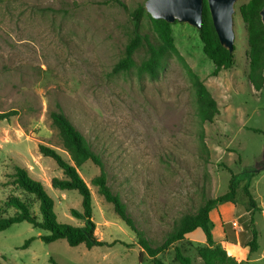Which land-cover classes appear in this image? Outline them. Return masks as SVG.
<instances>
[{
    "label": "rangeland",
    "instance_id": "rangeland-1",
    "mask_svg": "<svg viewBox=\"0 0 264 264\" xmlns=\"http://www.w3.org/2000/svg\"><path fill=\"white\" fill-rule=\"evenodd\" d=\"M247 1L234 4L235 62L217 75H212L214 65L203 52L197 29L186 22L171 24L176 48L218 103L214 120L203 125L196 115L194 90L175 55L156 78L138 75L135 68L112 73L135 29L131 12L138 6V30L159 40L145 0L0 1V110L18 111L0 121V212L12 214L15 209L5 204L17 195L28 197L38 214L34 196L13 182L18 165L42 183L58 221L83 224L70 212L81 210V195L51 186L52 177H63L62 170L37 148L39 143L49 145L69 159L49 116L50 110L60 109L99 155L101 166L87 160L78 171L91 191L95 234L106 242L91 248L70 246L64 239L45 243L39 235L46 231L17 222L0 231V264H153L135 233L91 183L95 175L106 174L111 191L155 247L183 214L227 191L230 172L252 168L262 159L264 83L256 90L248 79V31L238 12ZM144 57L140 48L136 63ZM244 182L238 184L232 201L236 212L229 221L238 231V215L250 212ZM249 190L263 210L254 213L258 249L248 253L235 243L227 251L238 256L236 263L264 264V170L250 177ZM211 221L215 243L224 246L223 227ZM196 230L156 258L180 264L174 253L178 246L192 264H205L198 252L206 245L205 236ZM28 238L30 244L21 247Z\"/></svg>",
    "mask_w": 264,
    "mask_h": 264
},
{
    "label": "trees",
    "instance_id": "trees-1",
    "mask_svg": "<svg viewBox=\"0 0 264 264\" xmlns=\"http://www.w3.org/2000/svg\"><path fill=\"white\" fill-rule=\"evenodd\" d=\"M263 2L264 0H248L238 7L239 15L246 24L248 31L250 68L248 79L256 90L261 89L264 83V28L260 18ZM141 12V6L131 12L135 29L127 39L122 56L112 66V73L127 72L135 68L138 75L146 74L151 78H156L167 59L171 55H175L184 67L194 90L198 122L201 125L211 123L219 112L218 103L203 80L193 71L175 46L171 24L177 21L170 23L164 19H154L150 16L159 39L154 42L148 34L138 30ZM197 31L203 44V52L214 65L212 75H217L222 69L230 68L235 62V45L233 50L230 51L219 42L212 25L206 0H203L202 6V25ZM140 48L145 49V57L137 64L135 53ZM17 113L16 109L0 110V121L9 120ZM49 116L51 125L57 130L62 147L68 153L69 159H65L55 148L49 145L39 143L37 148L42 155L51 157L62 170L63 177H52L51 186L61 190H76L81 195V210L71 208L70 212L73 216L81 219L83 224L71 225L58 221L53 210L54 201L46 192L42 183L32 178L26 167L17 165L14 167L12 174L13 182L25 193L34 196L38 203V214L28 197L22 198L17 195H10L7 198L5 208H14L15 211L12 214H8L6 210L0 212V231L14 223L26 221L33 227L46 231L45 234L39 235L45 243L64 239L70 246L84 244L85 247L91 248L104 245L106 242L99 239L95 234L96 224L92 219L90 188L78 171V168L87 160H92L101 166L99 155L92 150L85 137L62 110H50ZM200 132L201 144L205 145L203 129ZM261 170H264L263 158L257 161L252 168L238 173L230 172L227 191L214 198L206 199L197 208L196 212L183 214L174 222L172 229L167 232L163 242L155 247L151 245L143 232L134 225L120 196L111 191L107 184L106 174L101 171L91 179V183L97 186L98 193L113 205L116 214L135 233L138 244L152 258L153 264H163L156 258V255L174 242L184 239L186 234L197 228H200L205 236L206 245L198 248L205 264L223 262L241 264L236 263L233 256L227 255V245L240 243L248 253L255 252L258 249V230L254 213H261L263 210L249 190V180L251 176ZM244 179L242 189L247 198L250 212L248 215H238L237 222L241 228L239 231L235 230L236 228L232 222L223 223L225 245H218L213 238V224L209 213L219 204L225 201H233L238 184ZM31 240L32 238L26 239L21 247H27ZM174 253L180 264H192L190 258L184 255L178 246H175ZM51 261L56 264L53 260Z\"/></svg>",
    "mask_w": 264,
    "mask_h": 264
},
{
    "label": "water",
    "instance_id": "water-1",
    "mask_svg": "<svg viewBox=\"0 0 264 264\" xmlns=\"http://www.w3.org/2000/svg\"><path fill=\"white\" fill-rule=\"evenodd\" d=\"M212 25L219 42L232 51L234 47L233 14L237 0H206ZM203 0H145L144 7L154 19L186 22L199 29L202 25ZM264 28V2L260 10ZM264 159V144L262 149Z\"/></svg>",
    "mask_w": 264,
    "mask_h": 264
},
{
    "label": "crops",
    "instance_id": "crops-1",
    "mask_svg": "<svg viewBox=\"0 0 264 264\" xmlns=\"http://www.w3.org/2000/svg\"><path fill=\"white\" fill-rule=\"evenodd\" d=\"M235 212H236V205L232 201H225L219 204L217 207L213 208L210 211L209 215H210V219L213 220L215 226L222 227L223 223L233 220V215L235 214ZM213 213L214 216H212Z\"/></svg>",
    "mask_w": 264,
    "mask_h": 264
},
{
    "label": "built area",
    "instance_id": "built-area-1",
    "mask_svg": "<svg viewBox=\"0 0 264 264\" xmlns=\"http://www.w3.org/2000/svg\"><path fill=\"white\" fill-rule=\"evenodd\" d=\"M232 245H237V244H232ZM228 255L233 256V255H231V254H229V253H228ZM234 257H238V256H234Z\"/></svg>",
    "mask_w": 264,
    "mask_h": 264
}]
</instances>
